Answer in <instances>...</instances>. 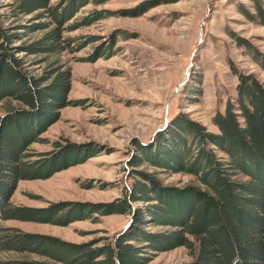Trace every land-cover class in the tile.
Returning a JSON list of instances; mask_svg holds the SVG:
<instances>
[{"label": "rangeland", "instance_id": "1", "mask_svg": "<svg viewBox=\"0 0 264 264\" xmlns=\"http://www.w3.org/2000/svg\"><path fill=\"white\" fill-rule=\"evenodd\" d=\"M4 11L7 7L0 9ZM27 20L30 16L11 19L5 26ZM64 27L63 36L71 41L60 59L72 69L68 99L75 103L59 110V119L28 152L35 160L62 156L67 147H74L81 161L47 178L20 180L11 203L34 208L109 203L126 196L141 180L140 171L166 186H202L190 173H172L148 161L132 164L141 150L167 140L178 119L187 117L218 131L213 118L237 95L236 71L251 73L264 84V0H90ZM41 34L36 31L21 41ZM17 55L37 75L46 66L43 54ZM3 106L0 103V113ZM239 178L247 179L242 174ZM133 206L146 211L148 203ZM132 217L95 213L68 225L9 219L0 226L83 243L113 239L134 223ZM149 223L146 228L152 232L171 229ZM151 252L147 264L193 261L185 246Z\"/></svg>", "mask_w": 264, "mask_h": 264}, {"label": "trees", "instance_id": "2", "mask_svg": "<svg viewBox=\"0 0 264 264\" xmlns=\"http://www.w3.org/2000/svg\"><path fill=\"white\" fill-rule=\"evenodd\" d=\"M89 1L0 4V9L7 7L0 13V221L68 225L95 213H122L132 214L134 223L113 239L83 243L0 226V264H147L151 250L179 246L189 249V264H264V84L251 73L236 71L237 95L213 118L218 131L187 117L178 119L167 131V140L141 150L132 164L148 161L165 171L190 173L202 186H166L140 171L141 180L126 196L109 203L63 202L46 208L11 203L20 180L47 178L81 161L74 147H67L62 156L35 160L28 151L59 119V110L75 103L68 99L72 69L60 54L71 41L63 36L66 22ZM25 16L30 20L5 26ZM36 31L42 34L21 41ZM19 52L43 54L42 73L29 71ZM212 146L225 155L219 156ZM241 174L247 179H240ZM137 202L148 203L146 211L137 210ZM148 221V226L171 229L152 232L146 228Z\"/></svg>", "mask_w": 264, "mask_h": 264}]
</instances>
